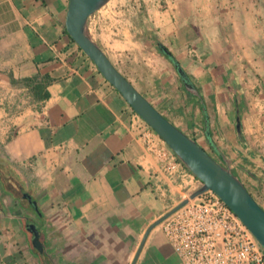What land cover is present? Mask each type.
<instances>
[{
    "label": "crops",
    "instance_id": "0c3cea01",
    "mask_svg": "<svg viewBox=\"0 0 264 264\" xmlns=\"http://www.w3.org/2000/svg\"><path fill=\"white\" fill-rule=\"evenodd\" d=\"M67 7L0 0V264H180L160 224L135 254L200 181L182 164L165 173L137 138L130 106L68 36ZM88 32L205 151L212 139L233 163L264 122L249 108L264 89V0H111ZM37 75L50 83L36 103L11 78Z\"/></svg>",
    "mask_w": 264,
    "mask_h": 264
},
{
    "label": "water",
    "instance_id": "95a60500",
    "mask_svg": "<svg viewBox=\"0 0 264 264\" xmlns=\"http://www.w3.org/2000/svg\"><path fill=\"white\" fill-rule=\"evenodd\" d=\"M111 0H68L64 26L68 36L93 63L101 76L121 95L130 108L163 140L179 162L199 181L200 187L187 199L152 223L144 233L135 259L149 232L175 211L207 190L213 191L241 220L264 250V209L254 200L237 176L230 171V162L223 166L194 139L169 122L134 86L114 67L103 49L88 32V18ZM176 71L187 81L179 65ZM238 127V126H237ZM30 230L33 231V228ZM36 233V232H35ZM135 263V260L132 264Z\"/></svg>",
    "mask_w": 264,
    "mask_h": 264
},
{
    "label": "built area",
    "instance_id": "2783aa9c",
    "mask_svg": "<svg viewBox=\"0 0 264 264\" xmlns=\"http://www.w3.org/2000/svg\"><path fill=\"white\" fill-rule=\"evenodd\" d=\"M137 138L171 174L181 164L163 140L132 110ZM180 264H264V252L233 211L211 190L189 200L160 224Z\"/></svg>",
    "mask_w": 264,
    "mask_h": 264
},
{
    "label": "trees",
    "instance_id": "16d2710c",
    "mask_svg": "<svg viewBox=\"0 0 264 264\" xmlns=\"http://www.w3.org/2000/svg\"><path fill=\"white\" fill-rule=\"evenodd\" d=\"M156 42V39H155ZM158 51L165 56L168 61L173 65L174 68L178 65L176 59L171 55V53L161 44H157ZM127 79V78H126ZM12 84H21L24 87H26L29 91L30 98L33 102H44L48 99L49 95L46 91V86L50 83V80L47 77L43 76H34L30 78H25L21 80H14L11 78ZM195 93L198 92L196 89H193ZM200 101V97H198ZM209 145V154L212 155L214 159L219 161L223 166L226 165V161L230 162V171L233 175L237 176V170H240L243 172L245 176H249L248 178L252 179L255 183V186L253 188L254 191L259 193V195L264 199V169L262 167V163H264V156L261 154H257L250 146L249 143L246 141L244 144L240 145L239 154L237 157L238 160L236 161H230L226 154L222 153V151L219 149V147L213 142L212 139L208 142ZM260 162V163H259ZM238 177V176H237ZM252 196V195H251ZM255 200L258 204L261 202L256 198ZM259 204V205H260ZM263 205V204H262ZM261 206V205H260ZM262 207V206H261ZM264 209V208H263ZM264 252V250H263Z\"/></svg>",
    "mask_w": 264,
    "mask_h": 264
},
{
    "label": "rangeland",
    "instance_id": "374dc122",
    "mask_svg": "<svg viewBox=\"0 0 264 264\" xmlns=\"http://www.w3.org/2000/svg\"><path fill=\"white\" fill-rule=\"evenodd\" d=\"M19 98L25 99L26 92L25 91H23L22 93L20 92ZM254 98L256 99L254 100ZM257 98L258 97L253 96L252 101L249 102V108L253 114H255L258 109L259 111L262 110L261 112H263V114L259 116V118H262L264 121V89H263V95L260 96L262 100L259 101ZM256 125L257 123H255L254 125V122H252L251 126L248 128V133H247L248 138H249L248 143H249V146L257 154H261L264 156V122L259 124L260 125L259 127H256ZM262 167L264 169V163H262ZM237 176H238V179L241 181V183L245 186L247 191L252 195L254 200H257L256 198H258V200L261 202V204L260 203L259 204L262 206V208H264V199L261 197L262 195L260 196L259 193L253 190L255 186L254 181L251 178L249 179L248 178L249 176L248 177L245 176L243 172H241L240 170H237Z\"/></svg>",
    "mask_w": 264,
    "mask_h": 264
},
{
    "label": "flooded vegetation",
    "instance_id": "af4514ba",
    "mask_svg": "<svg viewBox=\"0 0 264 264\" xmlns=\"http://www.w3.org/2000/svg\"><path fill=\"white\" fill-rule=\"evenodd\" d=\"M237 130H239V126L237 127ZM27 199H28V197H27ZM30 205H32V203H29Z\"/></svg>",
    "mask_w": 264,
    "mask_h": 264
}]
</instances>
